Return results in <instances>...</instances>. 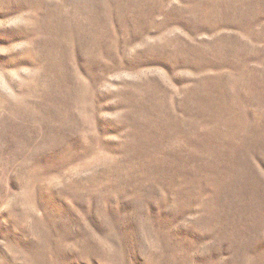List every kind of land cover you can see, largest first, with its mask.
Here are the masks:
<instances>
[{
    "label": "rangeland",
    "instance_id": "1",
    "mask_svg": "<svg viewBox=\"0 0 264 264\" xmlns=\"http://www.w3.org/2000/svg\"><path fill=\"white\" fill-rule=\"evenodd\" d=\"M0 264H264V0H0Z\"/></svg>",
    "mask_w": 264,
    "mask_h": 264
}]
</instances>
